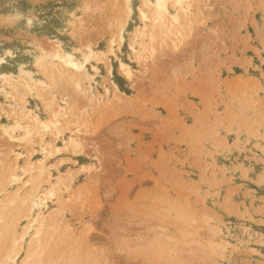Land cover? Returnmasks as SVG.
Here are the masks:
<instances>
[{
    "label": "rangeland",
    "instance_id": "374dc122",
    "mask_svg": "<svg viewBox=\"0 0 264 264\" xmlns=\"http://www.w3.org/2000/svg\"><path fill=\"white\" fill-rule=\"evenodd\" d=\"M147 1L0 0V264H264V0Z\"/></svg>",
    "mask_w": 264,
    "mask_h": 264
},
{
    "label": "bare ground",
    "instance_id": "6f19581e",
    "mask_svg": "<svg viewBox=\"0 0 264 264\" xmlns=\"http://www.w3.org/2000/svg\"><path fill=\"white\" fill-rule=\"evenodd\" d=\"M145 4H147V0H143ZM149 5V4H148ZM155 5L157 8H159L158 10H164V7H162V2L161 0H155V3L153 4ZM164 5V4H163ZM165 11V10H164ZM158 12V11H157ZM162 14V12L160 13V15ZM164 14V13H163ZM159 15V14H158ZM161 16H158L157 18H160ZM143 19H146L147 17L143 14L142 15ZM173 20H176L175 17H172ZM158 21V20H157ZM57 52V51H56ZM54 54V53H53ZM55 58H57L58 60H60L61 63H63L66 67L71 68L73 70H77V71H81V73L84 72V66L82 64H78L76 62L73 61L72 56L69 54H65V53H55L54 55ZM62 66V65H61ZM125 76L130 78V73L126 70L125 72ZM128 78V79H129ZM56 113V112H55ZM55 113L53 114V116L55 115ZM59 116V114H57ZM74 145V144H73ZM30 202H32V200H30ZM29 204V202H28ZM32 205V204H31ZM34 205H36V203L34 202ZM14 226V225H13Z\"/></svg>",
    "mask_w": 264,
    "mask_h": 264
}]
</instances>
